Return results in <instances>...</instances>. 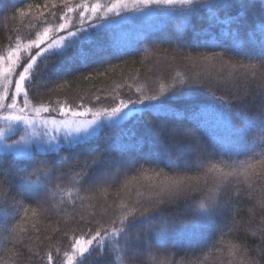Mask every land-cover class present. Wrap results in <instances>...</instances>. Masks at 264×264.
<instances>
[{
  "label": "trees",
  "instance_id": "obj_1",
  "mask_svg": "<svg viewBox=\"0 0 264 264\" xmlns=\"http://www.w3.org/2000/svg\"><path fill=\"white\" fill-rule=\"evenodd\" d=\"M96 1L108 4L111 0H0V52L14 43L17 36L26 42L44 27L62 23L69 8L83 2L92 5ZM243 3L241 21L231 25L224 20L222 11L216 19L211 14L185 17L190 6L179 3L149 5L151 13L135 17H125L128 11L119 15L108 14L101 20L84 21L80 27L84 35L78 45L54 50L55 54H47L46 59L38 61L40 75L32 84H25L27 100L33 106L47 107L52 115L59 112L60 106L110 110L122 100L135 101L142 95H158L162 86L165 92L161 99L166 102V110L161 114L149 111L130 114L118 125H103L90 138L70 146L61 145L48 153L37 151L35 156L20 157L0 151V171L8 174L0 176V181L9 182L16 198H9L0 209L9 227V232H0V264H28L26 258L32 253L23 245L31 248L33 253H43L54 245L60 249L55 264H67L65 253L71 255V245L76 243L73 236L87 242L89 230L94 233L101 225L108 227L111 223L108 217L119 213L121 205L138 207L137 202H147L155 185L170 182L166 177L175 180L198 174L196 168L187 171L183 167L173 169L171 166L170 161L176 160V151L171 146L168 130L176 126L194 132L202 142L223 146L217 151H230L231 159L243 162V167L237 178L240 182L233 180L219 197L222 215L216 229L197 226L203 235L192 246L176 247L157 230L151 236V251L154 254L163 252L161 246L165 245V255L173 262L195 257L203 264H242L244 261L251 264L253 260L264 264L261 252L264 243L258 231L264 220V209L256 206V201L264 197V167L255 166L257 161L264 159V143L256 132L249 134L245 144H236L233 140V125L239 128L244 124L241 112L256 114L264 100L256 94L255 85L246 83L239 71L223 63L228 59L243 64L257 61L235 51H227L223 60L212 55L234 46L247 47L249 41L256 44L259 52L264 40L259 30V23L264 20V0H243ZM41 14L47 17L46 24L37 19ZM90 25L103 26L93 29ZM73 27H77L74 21L70 30ZM61 32L56 35L65 33ZM57 68L59 72L54 71ZM181 80L189 82L181 83ZM240 100L244 101L243 104L239 103ZM109 142L115 146L114 150L105 152ZM123 147L134 149L130 154L132 166L122 169L118 177L100 182L93 191H77L80 170L69 171V166L77 161L82 164L101 154L118 161ZM161 153L164 162L145 161L149 154L158 158ZM223 160L228 161L229 157L223 156ZM212 162L218 164L217 175L230 171L219 163V157L213 156ZM248 165L255 167L249 168ZM38 166H43L45 174L51 170L52 184L71 189L70 197L65 192L63 196L50 199L44 206L47 211L34 202V194H30L28 186L20 179ZM111 171L115 173L116 169ZM161 171L164 175L157 176L156 173ZM61 172L68 174L63 180H57L56 175ZM250 191L251 197L248 195ZM61 199L63 203H60ZM70 199L76 201L75 209L71 207ZM200 202L199 199L180 197L171 204L162 205L164 217L153 223L168 233L172 232L174 225L191 227ZM92 214L96 220L92 219ZM233 220L238 229L229 232L225 224L231 227ZM246 228L256 231V235L245 232ZM137 231L133 230L132 235ZM238 243H243V247L232 255L230 244ZM17 251L22 255L18 257ZM164 258V255L145 257L153 264ZM93 259L96 264H105L108 257L96 258L93 253L84 264H90ZM111 259L115 264H131L123 255L116 260V254H112ZM32 264L43 262L34 260Z\"/></svg>",
  "mask_w": 264,
  "mask_h": 264
},
{
  "label": "snow or ice",
  "instance_id": "obj_2",
  "mask_svg": "<svg viewBox=\"0 0 264 264\" xmlns=\"http://www.w3.org/2000/svg\"><path fill=\"white\" fill-rule=\"evenodd\" d=\"M189 5L190 8L186 13L185 17H193L197 14H211L213 19L217 18V15L222 11L224 20L229 24L239 23L242 19L240 10L243 9V0H113V2L107 6L93 5L91 13L97 20L106 18L109 13L119 15L122 12L128 10L131 5L132 8L137 6H149L153 4H166V5ZM37 8L40 6L37 5ZM47 7V5H45ZM55 7V5H53ZM206 10V11H205ZM23 12V10H21ZM68 12H72L69 8ZM54 15V14H53ZM83 16V13H80ZM91 18V17H90ZM40 23H47V17L41 14L37 18ZM64 22L59 23L56 26L49 25L44 27L42 31L35 33L33 39H28L26 42L22 41L19 36L15 38L14 43L10 44L9 47L4 51L0 52V62L7 64V69L2 75L5 83V93L7 94L9 88L14 84L15 92L11 97L13 99L12 104H0V111L4 109L15 108V97L23 94L25 98L24 109H20L21 113L24 112L28 107V91L25 88V84H32L34 79L37 78L40 73L39 62L42 59L47 58V54H55V49H68L75 47L80 43V38L84 35L82 28H76L74 31L70 30L69 17L65 15L63 17ZM83 20L80 24L83 25ZM31 27V26H30ZM95 28V25H90ZM64 31V35H56L61 31ZM256 26L253 27V34L255 33ZM259 30L264 35V20L259 23ZM52 33V37H50ZM238 31L236 35H238ZM11 40V37L9 38ZM43 45V46H42ZM260 50L257 52L256 44L249 41L247 47H233L225 52L212 54L219 56L222 60L227 55V51H235L239 55L251 60L255 59L257 63H234L231 59L224 60L223 63L232 69L239 71L246 83L255 85L257 92L262 100H264V40L261 41ZM34 50V54H31ZM19 69V71H17ZM59 72L60 69L54 70ZM16 74V79L13 80L11 77ZM179 75V74H178ZM187 80H181V83H188ZM198 82V81H195ZM174 87V85H173ZM165 89L163 86L160 89L158 95H142L138 100L120 101V103L111 108L110 110L105 109L103 115H105L113 125H118L121 121H125L124 118L130 117L131 114H142L144 111L161 114L166 110V102L161 99ZM4 97L0 96V100ZM243 100L239 103L243 104ZM131 105V107H129ZM136 105H142L141 108H136ZM44 111H48V108L41 106ZM39 110V109H36ZM76 115V113H73ZM83 115V113H80ZM101 113H96L95 116H99ZM244 124L237 128L233 125V140L236 144H245L249 134L256 132L259 134V139L264 143V104L256 114H249L241 112ZM222 118V117H221ZM0 119H4L8 122V130L13 131L15 124L24 122L25 124L30 123L22 114L21 115H6L0 116ZM88 124H96L97 121L94 118L87 122ZM94 130V129H93ZM92 130V132H93ZM19 132V129H15ZM71 132L80 133L84 132L87 135H92L87 128L77 127L72 129ZM47 134L45 133V136ZM168 136L171 140V146L176 151V160L170 161L173 169L183 167L187 171H191L193 168L198 170V174H194V177L184 176L183 178L173 180L171 177H166L170 182L160 183L154 186L151 192V197L145 203H139V206H120L119 213L114 216H109L108 219L111 221L108 227L101 225L93 233L89 230L90 239L87 240V247L81 245L79 240L73 236L76 243L72 244L71 247L73 252L71 255L65 253L68 257L67 264H72L75 260V264H84L95 253L96 258L106 259L105 264H115V261L111 259L112 254H116V260L121 258V255L131 261V264H153L152 261L146 260L145 257H155L156 255H164L163 260H155V264H203V261L199 258H182L178 262L169 261L167 258V247L162 245L163 252L158 251L154 254L151 249L153 247L151 236L153 232L159 230L162 235H166L169 240L173 241V247L177 245L187 244L192 246L194 241H197L202 235V231L197 230V226L203 225L208 229H216L222 215V205L220 196L223 194L224 189L232 183L233 180L240 182L237 178L240 175L239 169L243 167V162H237L231 159V152H218L217 148L222 149L223 146L216 144H210L208 142H202L196 136L194 132H191L182 127L176 126L168 130ZM0 138H4V132L0 131ZM7 140H12L11 136H7L4 142L0 143V151L5 153H12L15 156L26 157L35 156L37 151L45 153L55 151L59 149L64 141H67L69 146L74 143H79V139L69 140L68 136H65L61 140L57 136L41 137L39 140H32L26 138L25 135H20L18 140H12L11 143H7ZM112 143H106L104 149L105 152L114 150ZM43 148V150H42ZM121 159L113 161L110 158H106L103 154L98 157H93L90 161L86 160L82 164L77 161L75 164L69 166V171L79 169L80 174L77 179V183L80 188L77 189L79 192L81 189L84 191H93L98 187L100 182H108L113 179V176H119L120 171L125 168L132 166L130 154L134 151L132 147H123L120 149ZM264 155V154H262ZM219 157V163L224 167L230 168V171L224 172L223 175H217L218 164L212 162V157ZM223 156H228L229 160H223ZM129 157V158H126ZM207 160V163L204 161ZM147 163H162L164 162V154L161 153L158 158H153L151 154L145 157ZM167 166V165H166ZM255 166L264 167V159L256 162ZM254 165H248L247 167H255ZM115 168L116 172L113 173L111 170ZM68 172H61L56 175L57 180H63ZM8 175L7 173L0 171V176ZM157 176L164 175L163 172H157ZM25 184L28 186L30 194H34V202L47 211L44 208L49 200L56 197L57 195L63 196L65 192L71 196V189L62 188L59 184H52V172L51 170L45 174L43 173V166H38L31 172H27L26 175L20 177ZM203 180V183H201ZM251 188V185H249ZM7 189V191H3ZM0 209L6 204L9 198L15 200L16 198L12 194V189L7 180L0 181ZM215 194V197H214ZM249 197L252 196V192L248 193ZM184 197L185 199L197 200L201 202L197 205L196 216L191 222V227H185L183 225H174L171 233H168L166 229L159 228L153 222L156 220H162L164 217V211L160 207L162 205L171 204L178 198ZM61 199L60 203H63ZM71 207L75 209L77 207L75 200H69ZM256 206L264 209V197L256 201ZM83 219V217H81ZM92 219L96 220L95 214H92ZM91 222V221H90ZM228 227V231L232 232L233 228L238 229L237 222L232 221V226ZM139 230L132 235L133 230ZM59 231V229H57ZM251 231L253 236L256 235V231H252L249 228L245 229V232ZM260 232L261 242L264 243V220L261 221V225L258 226ZM0 232H9V227L5 222L4 215L0 212ZM67 235V233H65ZM147 238V239H146ZM51 240V237L48 238ZM28 252L32 253L26 259L28 264H32L34 260H40L43 264H55L56 260L59 259L60 249L54 245H50L49 249L41 253L40 251L32 252L31 248L27 245H23ZM243 247V243L230 244L229 251L232 255L240 252ZM246 252L247 249L245 248ZM55 252V256L53 255ZM264 254V249H261ZM17 256H21L22 253L17 251ZM90 264H96V259L90 261ZM242 264H248L247 261ZM251 264H258L257 261H251Z\"/></svg>",
  "mask_w": 264,
  "mask_h": 264
},
{
  "label": "rangeland",
  "instance_id": "obj_3",
  "mask_svg": "<svg viewBox=\"0 0 264 264\" xmlns=\"http://www.w3.org/2000/svg\"><path fill=\"white\" fill-rule=\"evenodd\" d=\"M112 2L113 0H111L110 3L108 4H102L103 3L102 1H96L92 5H89L88 2H83L71 8L72 12H68L66 16L70 18L68 21L70 25L74 21V25L77 26V27H73L72 30L74 31L76 28H80L83 26L80 24L81 20H83L84 22V21L96 19L95 16H93L91 13V9L93 5L99 4V5L107 6ZM126 11L128 12L126 13L124 11L125 17L127 16L135 17L137 15H146L151 13L148 6L143 8H138V7L132 8L130 5L128 10ZM80 13H83V16H81ZM111 14L113 13H109V15ZM102 26L103 25L96 26L93 29H99ZM61 33H63V30ZM64 34L66 33L59 35H64ZM50 37H52V33H50ZM31 54H34V51ZM6 69H7V64L0 62V73H3L4 71H6ZM17 71H19V69ZM16 78H17L16 74L14 73L11 79L15 80ZM5 83L6 82L4 81L2 75H0V96L4 97L3 100H0V104H5V105L12 104L13 99L11 97L14 95L15 86L13 84L9 88L8 93L6 94L4 90ZM24 106H25V98L23 94H21L20 96L15 97V108L4 109L0 111V116L22 114L28 121H30V123L28 124H25L24 122H19L15 124V128L13 131H9L8 122L5 121L4 119H0V131L4 132V138H0V143L4 142V139L7 136H11L12 140H18L20 138V135H25L26 138L32 140H39L41 139V137H44V139L46 140L47 137H51V136H57L61 140H63L65 136H68L69 140L79 139V141H83L96 134L103 125L112 124V122L105 115H103L104 111H96L90 108L74 109L66 106H60L59 112L56 115H52L49 113V110L44 111L42 107L33 106L29 101H28L27 109H25L24 112L21 113L19 110L24 109ZM129 107H131V105ZM140 107L141 105L136 106V108H140ZM73 113H76V115H73ZM80 113H83V115H80ZM96 113H101V115L95 116ZM130 114L131 113H129V115ZM94 118L97 121L96 124L87 123L88 121H91ZM77 127L87 128L89 132H92L93 129L94 130L92 132V135H87L84 132H80V133L71 132L72 129H75ZM15 129H19L20 131L16 132ZM45 133L47 134L46 136ZM16 135L17 137H15ZM12 140H7L6 142L11 143ZM62 145H68V142L64 141ZM0 147H2V145H0ZM79 242L81 243V245L85 247L87 246L86 240H80Z\"/></svg>",
  "mask_w": 264,
  "mask_h": 264
}]
</instances>
